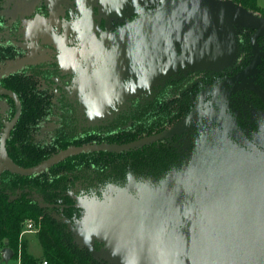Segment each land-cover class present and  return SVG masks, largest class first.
<instances>
[{"label": "water", "instance_id": "1", "mask_svg": "<svg viewBox=\"0 0 264 264\" xmlns=\"http://www.w3.org/2000/svg\"><path fill=\"white\" fill-rule=\"evenodd\" d=\"M163 7L141 16L111 34L102 48L90 16L81 0L85 25L93 40L89 60H107L120 67L112 84L101 93L121 86L127 93L150 87L162 75L177 72L181 65L195 69H222L230 65L235 49V26H252L254 53L250 65L206 91L214 90L242 78L255 66L259 48L257 38L264 36V16L236 5L232 0H164ZM159 33L158 36L155 34ZM179 44L182 54L173 61L153 68L154 74L131 86L124 85L128 72L127 59L136 56L141 47ZM258 89L254 86L240 87ZM207 92H202L203 95ZM0 96L15 102V114L0 138V158L4 168L33 176L49 170L65 159L96 151L124 152L167 138L183 130L200 117L225 121L219 113L196 109L177 126L129 143H93L74 146L58 152L42 163L25 168L15 163L7 151V141L23 111L20 96L13 90L0 88ZM199 96V97H200ZM224 99L222 111L224 114ZM223 116V115H222ZM262 147L249 144V150L228 141H216L201 150L188 169L166 182L142 205L126 188L117 189L130 204L128 223L114 232L112 247L121 264H264V118L259 121ZM236 132V131H235ZM237 133V132H236ZM14 255L9 246L2 249L8 262Z\"/></svg>", "mask_w": 264, "mask_h": 264}, {"label": "trees", "instance_id": "2", "mask_svg": "<svg viewBox=\"0 0 264 264\" xmlns=\"http://www.w3.org/2000/svg\"><path fill=\"white\" fill-rule=\"evenodd\" d=\"M232 1L264 16L257 0ZM73 7V0H0V62L8 58L22 61L21 58L26 57L25 49L31 45L29 24L39 14L43 13L46 19L57 9L60 17L67 19L70 18L67 12L71 15ZM246 27L252 29L249 25ZM58 31L63 30L58 28ZM238 42V46L247 50L248 39L240 36ZM50 53L48 58L26 57L23 65L0 74V88L15 91L23 106L22 115L7 141L8 154L18 165L34 167L74 146L129 143L172 124L169 103L161 98L164 92L144 101L126 103L112 115L90 123L82 109V100L70 92L72 74L62 70L55 48ZM4 101L9 108L2 109ZM14 106L13 98L0 96V111L3 110L0 119L3 116L11 121ZM6 119L0 122V138L10 122L4 126ZM164 144L162 141L124 152L81 153L33 176L3 169L0 173V246L7 243L20 264L44 261L47 264H87L75 255L76 251H88L78 249L73 237L77 230L73 215L83 208L76 200L83 196L103 200L111 190L161 182L176 163ZM55 211L64 213L65 217L58 219L53 214ZM28 219L36 221L39 227L41 258L27 252L22 238ZM58 227L69 230L66 237L60 234ZM92 264H105V261L99 258Z\"/></svg>", "mask_w": 264, "mask_h": 264}, {"label": "rangeland", "instance_id": "3", "mask_svg": "<svg viewBox=\"0 0 264 264\" xmlns=\"http://www.w3.org/2000/svg\"><path fill=\"white\" fill-rule=\"evenodd\" d=\"M73 3L74 7L70 12L71 15L67 12V16H70V18L60 17V11L54 9L51 17L45 19L42 16L43 13H41L32 23L30 22L29 42L31 45L25 49L26 57L29 59L36 56L48 58L51 55L50 51L55 48L62 70L73 76V83L69 87L71 94L82 100V109L86 113L88 121L94 123L112 115L119 107L129 103L132 95L128 94L121 86H117L112 92L100 94L114 82L119 73V68L107 60H89L85 58V55L91 51L93 42L84 22L85 14L81 7V0H73ZM83 3L89 13L91 26L94 29L103 30L106 34L117 31L141 16L149 15L165 4L164 0H83ZM257 6L260 10H264V0H257ZM254 13L257 14V12ZM58 28H62L63 31L59 32ZM98 36L101 40L104 34H98ZM155 50L147 49L142 53V49L138 57L129 61L130 65H139L141 66L139 69H142L150 62L152 63L150 66H153L158 58L155 55ZM26 57L21 58L22 61L20 58L3 60L0 62V74L23 65L27 59ZM130 68V73L133 74L134 68L132 66ZM124 83L128 87L127 79ZM9 106L4 101L2 109L9 108ZM1 112L3 114V110ZM3 119L6 118L2 116L0 122ZM9 121V118L4 120V126ZM41 135L42 133H40ZM206 143L210 144L211 142L206 141ZM1 162L0 158V173L3 169H6ZM177 175L174 173L159 183L133 184L129 189H126L131 195L137 197L142 205L148 206L152 195L157 190H161L167 181ZM76 203L80 207L83 206V208L76 215H73L74 225L77 228L76 232L73 233V237L77 241L78 249L86 248L88 251H76L75 255L79 259L80 257L84 259L87 264H92L93 261H97L99 258L104 260L105 264H121L113 253L112 247L115 243L114 232L125 227L129 219L131 206L123 200L122 193L118 190H111L103 200L89 199L83 196L77 199ZM56 212H53V214L58 219L62 220L65 217L64 213ZM41 220L42 215H39V221L42 222ZM31 221L35 226L32 233L37 234L39 227L36 225V221ZM25 228L24 224L22 235L29 233L25 231ZM58 229L60 234L66 237L65 233H68L69 230L65 227H58ZM31 247L33 251L37 250L36 245L32 244ZM2 248L0 246V264H6L1 253ZM15 259L14 256L9 264H17L14 261Z\"/></svg>", "mask_w": 264, "mask_h": 264}, {"label": "flooded vegetation", "instance_id": "4", "mask_svg": "<svg viewBox=\"0 0 264 264\" xmlns=\"http://www.w3.org/2000/svg\"><path fill=\"white\" fill-rule=\"evenodd\" d=\"M257 15L263 16L261 14ZM95 30L99 46L110 49L113 44L103 41L106 33L101 29ZM255 32L256 28L254 27L249 29L246 26H235L233 31L235 37L234 55L230 65L227 67L222 69L205 68L193 70L188 64L181 65L177 72L162 75L157 82L151 83L150 87L144 88L140 92L128 93L132 95L130 98L131 102L137 100L144 101L153 97V95L158 92H164L161 98L164 97L165 101L169 103L170 110L172 111V117L170 118H173V122L160 132L177 126L196 109L200 112H220V117L228 119L233 129L237 132L232 131L223 120L209 121L212 120L209 117H200V119L194 120L183 130L167 138L153 142L157 143L164 141L165 148L170 151L176 160L175 165L166 176L169 177L174 173L177 175L188 169L191 165H189V162L191 161L192 163L197 154L209 145L206 141H210L211 143L216 141H228L246 150H249L248 143L257 147H262L259 143L258 136L261 134L259 121L264 118V98L258 93V89L256 90L245 86L240 87V85L254 86L264 93V36L257 38L259 48L258 59L249 73L236 81L221 85L214 90L206 91L212 86L226 82L250 65L254 53L251 36ZM98 34H104V37L100 40ZM155 35L158 36L159 33ZM240 36L248 39L247 50H243L240 45L238 46ZM142 49V53L147 49H156L155 55L158 58L153 66H150L152 65L150 62L148 64L150 66L149 68L147 67L148 65L142 67V69H139L141 68L139 65H130L129 61L138 57ZM92 50L93 45L91 51ZM181 54L182 47L179 44L141 47L137 50L136 56L127 59L128 72L124 77V81L125 79L128 80V86L135 85L143 78L152 76L155 66L167 64L175 58L180 57ZM130 66L134 68V75L130 73ZM118 68L120 71V67ZM202 92L207 93L200 96ZM223 97H225L224 114L221 112V101Z\"/></svg>", "mask_w": 264, "mask_h": 264}, {"label": "crops", "instance_id": "5", "mask_svg": "<svg viewBox=\"0 0 264 264\" xmlns=\"http://www.w3.org/2000/svg\"><path fill=\"white\" fill-rule=\"evenodd\" d=\"M22 236H23L22 238L26 241V244H27V252L29 254H31L32 256H34L35 258H41L43 256V249H42V246H41V243L39 241V238H38L37 234L32 233V232H29L26 235L23 234ZM32 244L36 245V248H37L36 251H33L32 250V247H31ZM5 246H8L7 243H6ZM1 253H2V250H1ZM13 258H14V255H13V257L9 261H12ZM9 261L6 262V264L7 263L9 264L10 263ZM14 261L17 264H20L19 258H16ZM41 263H43V262H40L39 264H41Z\"/></svg>", "mask_w": 264, "mask_h": 264}, {"label": "built area", "instance_id": "6", "mask_svg": "<svg viewBox=\"0 0 264 264\" xmlns=\"http://www.w3.org/2000/svg\"><path fill=\"white\" fill-rule=\"evenodd\" d=\"M25 231L26 232H33L34 229H35V226L33 224V222L31 220H28L26 223H25ZM43 264H47V261H44Z\"/></svg>", "mask_w": 264, "mask_h": 264}]
</instances>
